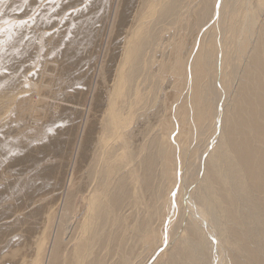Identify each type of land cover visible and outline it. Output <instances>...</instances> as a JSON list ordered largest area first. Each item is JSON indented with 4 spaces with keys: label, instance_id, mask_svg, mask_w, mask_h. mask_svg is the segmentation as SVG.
I'll return each instance as SVG.
<instances>
[{
    "label": "bare ground",
    "instance_id": "1",
    "mask_svg": "<svg viewBox=\"0 0 264 264\" xmlns=\"http://www.w3.org/2000/svg\"><path fill=\"white\" fill-rule=\"evenodd\" d=\"M153 247L264 264V0H0V264Z\"/></svg>",
    "mask_w": 264,
    "mask_h": 264
},
{
    "label": "rangeland",
    "instance_id": "2",
    "mask_svg": "<svg viewBox=\"0 0 264 264\" xmlns=\"http://www.w3.org/2000/svg\"><path fill=\"white\" fill-rule=\"evenodd\" d=\"M212 79H213V77H212ZM212 79H211V81H213V82H215V83L218 82V80H216L215 78H214V80H212ZM88 99H89V97H88ZM88 99H86V101H85L86 103H84L85 106H86L87 103H88ZM148 207H149V205H148ZM157 246H158V245L155 246L156 249H157ZM155 247H153L152 250L150 249L149 252H146V253H145V256H146V257H145V259H144V261H143L142 264H144V262H145L146 259L149 257V255L153 252V250H154ZM159 252H160V249L156 251L157 254L155 253L156 259L158 258L157 256L159 255ZM166 254H167V253H166ZM166 254H164V252H163L162 254H160L161 256L164 255V256L162 257V259L166 256ZM161 256H160V257H161ZM160 257H159V258H160ZM156 259H155V260H156ZM151 263H152V262H151ZM148 264H150V263H148Z\"/></svg>",
    "mask_w": 264,
    "mask_h": 264
},
{
    "label": "snow or ice",
    "instance_id": "3",
    "mask_svg": "<svg viewBox=\"0 0 264 264\" xmlns=\"http://www.w3.org/2000/svg\"><path fill=\"white\" fill-rule=\"evenodd\" d=\"M173 195H175V194H173Z\"/></svg>",
    "mask_w": 264,
    "mask_h": 264
}]
</instances>
